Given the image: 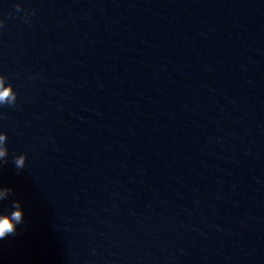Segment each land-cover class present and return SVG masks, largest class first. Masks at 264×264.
<instances>
[{
    "label": "clouds",
    "instance_id": "obj_1",
    "mask_svg": "<svg viewBox=\"0 0 264 264\" xmlns=\"http://www.w3.org/2000/svg\"><path fill=\"white\" fill-rule=\"evenodd\" d=\"M17 11L21 9V6L19 4L16 5ZM10 96V90L4 89L3 91H0V102L6 101ZM4 139L3 136H0V142H2ZM6 154V150L3 147H0V157H4ZM6 160H0V167L3 166L4 163H6ZM14 164L18 170L23 169L25 167V160L23 156H20L19 158H14ZM10 189H3L0 190V201H4L5 197L10 192ZM15 207V211L10 212H3L0 213V241L4 240L8 235H15L16 234V225L21 223L22 221V211L20 210L19 204L16 203L12 205V208Z\"/></svg>",
    "mask_w": 264,
    "mask_h": 264
}]
</instances>
